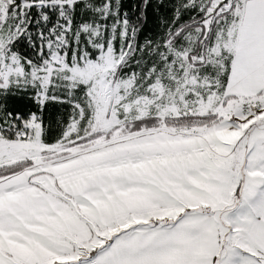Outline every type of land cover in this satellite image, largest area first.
<instances>
[{
  "label": "snow or ice",
  "instance_id": "6c2138e0",
  "mask_svg": "<svg viewBox=\"0 0 264 264\" xmlns=\"http://www.w3.org/2000/svg\"><path fill=\"white\" fill-rule=\"evenodd\" d=\"M0 264H264V0H0Z\"/></svg>",
  "mask_w": 264,
  "mask_h": 264
}]
</instances>
